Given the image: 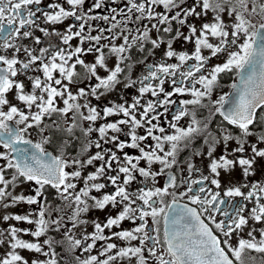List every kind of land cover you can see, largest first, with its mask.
Here are the masks:
<instances>
[{"label": "snow or ice", "instance_id": "1", "mask_svg": "<svg viewBox=\"0 0 264 264\" xmlns=\"http://www.w3.org/2000/svg\"><path fill=\"white\" fill-rule=\"evenodd\" d=\"M85 3L86 0H66L69 6L66 8L61 2L0 0V65H3L0 67V147L5 149L0 152V161L5 162L0 165V208L6 210L22 202L38 206L37 210L27 214L0 216L2 222L13 220L35 225V230L15 225L0 228V245L6 247L0 254V264H29L19 250L40 253L48 258L33 259L31 264H60L57 257H64L55 251L56 246L63 247L69 255L77 250L89 253L85 259L74 256L76 264H114L118 258L131 260L133 257L136 264H149L150 260L153 264H258L257 257L250 253L264 254V227H255L264 224V185L260 182L249 185L246 181L255 174L253 166L257 158L264 159V148L258 146L264 144V131L258 135L255 131V127H264V0H192L191 3L187 0H126L124 8L119 9L124 21L118 33L113 31L121 25L116 19L117 8H112L109 15H89L94 9L101 8L104 0H92L87 11L83 10ZM156 6H162L163 10L157 11ZM68 18H74L78 23L69 25L63 33L52 27ZM189 18L203 22L198 28L195 23H188ZM93 20L116 23H111L107 29L93 28L90 23ZM144 20L155 23H151V28L144 25L143 30L139 26L128 27L129 23L139 25ZM173 21L178 25L175 29ZM181 27H187L189 34L185 35ZM153 29L161 33L156 39L149 35ZM37 31L44 37H59L68 48L59 44L39 48L25 44L24 41L29 39L35 46L42 44ZM92 31L99 34L92 35ZM105 32H109L110 37L104 36ZM173 32L174 35L165 40L163 34ZM181 37L184 41L194 42L191 54L173 49V42ZM74 38L79 39L80 45L87 43L88 47L73 48L69 42ZM118 39L123 41L119 45L115 44ZM102 40L109 42L101 44ZM149 43L150 49L145 47ZM165 43L167 50L163 56L166 60L147 64L146 74L132 79L130 73L134 65L126 63L131 59L126 53L133 49L145 53L144 60L139 61L144 64L153 50ZM105 48L116 58L113 68L107 65ZM204 49L210 50V55H204ZM85 53L99 54L93 63H86L81 58ZM221 55L225 57L224 62L209 70L208 62ZM172 58L179 63H168L167 60ZM188 61L194 62L189 64ZM78 65L83 69V77ZM99 69H104L107 75H98ZM233 71L239 76V84L232 85L233 93L212 100L220 74ZM125 72L129 75L123 76L127 81L124 88L139 85L133 103L109 101L110 106L102 109L91 106L90 98L99 100L114 90ZM19 76H24L25 80L18 79ZM92 78L97 83L90 88L86 85L78 87L75 93L71 90L70 86ZM166 82L171 85L170 91L164 87ZM26 87L30 90L26 91ZM149 93L156 99L142 103L145 94ZM184 94H190L192 99L179 101L168 121V128L173 131L168 133L158 123L159 118L169 112L171 105L177 104L172 99L174 95ZM10 95L12 99H9ZM80 100L84 102L80 103ZM13 101L21 102L28 112ZM61 102L62 107L59 106ZM159 108H163V112H159ZM198 109H206L208 115L199 119ZM217 113L239 133L234 135L223 123L213 129L211 125ZM121 114L123 118L115 122L95 126L98 120ZM184 117H190L187 127L178 126ZM46 119L48 123H45ZM32 129L40 136L37 142L28 138ZM77 129L86 142L75 156L66 158V149L79 140ZM137 129H143L144 134L138 135ZM93 133H98V137L93 139ZM117 134H124L130 142L121 140ZM254 135L256 143H249L248 137ZM54 138L60 140L59 155H52L44 147ZM197 139L203 140L206 152L196 149L193 155L209 158V175L200 173L198 179H193V174L200 169L191 159L186 162V169H182L178 157L184 150L191 149ZM148 141L154 143H146ZM230 141L237 145L231 153L228 152ZM221 143L225 154L214 158L216 147ZM105 144H114L122 157L117 151L105 148ZM245 145L250 148L251 155H235L245 153ZM92 148L97 149L94 154L90 153ZM125 148L138 149L140 155H129L124 152ZM229 155L234 158L229 159ZM97 161L99 166H96ZM141 161H145L147 167L139 166ZM153 164L160 165L159 171L152 170ZM88 166L95 170L83 175ZM237 166L241 168L245 182L227 187L222 195L208 186L220 189V170L231 172ZM166 170L170 171L166 173ZM185 170L187 176L183 174ZM176 171H180L179 177ZM137 174L143 178L144 186L130 190ZM163 175H167L163 187L147 185L149 179L154 184L156 178ZM101 178L104 182H97ZM78 181H82V187L78 188ZM26 182L37 186L35 194L14 195L13 190ZM108 184L114 190L104 192L100 197L91 195L93 191L100 193ZM46 186L56 190L59 204L49 202L44 196ZM181 187L184 190L178 191ZM245 188L249 190L243 191ZM166 197H171L170 203L166 202ZM237 197L239 201L235 200ZM185 198L188 203H181ZM249 204L253 206L249 208ZM109 205L121 210L114 217L109 216L106 223L93 220L92 233H85L81 238L71 235L73 229L88 223L81 219L82 214L90 209L104 210ZM217 215L222 219L218 220ZM161 219L163 239L160 238ZM125 220L140 223L129 230L104 234L105 229L120 227ZM250 220L254 225L247 232L248 238L240 237L236 244L231 243L233 236H239ZM50 230L60 234L61 239L48 236L39 242V238ZM21 233L37 238L38 242L20 238ZM113 237L128 242L129 246L118 247L116 243L108 242L98 255L90 254L97 242L111 241ZM132 241H137L138 246L132 245ZM44 245L48 246L47 251ZM113 250L115 253L110 254ZM65 264H71V261L66 260ZM259 264H264V256L260 257Z\"/></svg>", "mask_w": 264, "mask_h": 264}, {"label": "flooded vegetation", "instance_id": "2", "mask_svg": "<svg viewBox=\"0 0 264 264\" xmlns=\"http://www.w3.org/2000/svg\"><path fill=\"white\" fill-rule=\"evenodd\" d=\"M50 2H61L62 6L68 8L69 6L66 4V0H44V4L50 3ZM92 0H86V3L83 7L84 11H87L88 8L90 7ZM192 0H187V3H191ZM126 3V0H117V2H113V0H104L103 6L99 9H94L93 11H91L89 13V15H98V16H102V15H109L110 14V10L112 8H117L118 12L116 13V19L117 21H121V25L119 27H117L116 29H114V32H119L121 30V27L123 26V21H124V16H122L119 13V9L124 8V4ZM156 10L157 11H162V6H156ZM126 11V10H125ZM199 11V9H198ZM208 19H211V14H209ZM203 21L201 20H195V18H189L188 19V23H195V25L199 28L200 24ZM78 23L74 20V18H68L65 21H63V23L59 24V25H55L52 26L53 28H55L56 30L60 31L61 33L65 32L67 30V27L69 25ZM91 26L93 28H110L111 27V23H116V21H111V23H105L102 20H93L90 22ZM151 23H155V21H151L149 22L148 20H144L141 24L137 25L134 23H129L128 27L129 28H133L135 29L137 26H139L141 28V30H143L144 25H147L149 28H151ZM41 26H45L46 25H41ZM172 26L175 29L176 27H178V25L176 24L175 21L172 22ZM164 27V26H161ZM180 30L185 34L188 35V29L187 27H181ZM86 31H88V28L86 26ZM92 35H97L99 34L98 31H92L91 32ZM126 34V33H125ZM134 35H137L138 33L133 32ZM36 35L41 36L42 38V44L39 46H35L32 44V40H26L24 41L25 44L39 48V47H46L49 44L51 45H57L59 44L61 47L63 48H68L67 45H63L61 43V41L59 40V37L56 36H49V37H44L42 33L40 32H36ZM150 37L152 39H156L158 37V35H161V33H157L156 30H151L149 33ZM165 40L170 38V35H174V32L172 34H163ZM104 36L106 37H110V33L109 32H105ZM108 40H102L101 44H105L108 43ZM123 41L122 39H118L115 41V44L119 45L121 44ZM214 42V41H213ZM73 48L75 46H81L84 48L88 47V44L85 43L83 45L79 44V39L78 38H74L72 41L69 42ZM146 48H151L150 43L145 45ZM173 49L177 52H182V51H186L189 54H191L192 51H194V42H187L184 41L183 38L181 37L178 40H175L173 42ZM68 50H72V49H68ZM167 50V45L162 44L160 48L153 50V54L149 55L147 57V60H145L144 64L139 63V61L144 60L145 57V53H140L138 50L133 49L131 50L129 53H126V55H129L131 57V59L129 61H126V63H132L133 69L130 73L131 78L132 79H138L139 77H141L142 75L146 74V65L149 63H160V62H164L166 60V58L163 56V53ZM103 51L106 54V62L109 68H113L115 66L116 63V58L115 56L111 55L108 53V49H103ZM38 54V52L36 53ZM99 53H85L81 55V58L85 60L86 63H93L95 60L96 55H98ZM203 54L204 55H210V50L208 49H204L203 50ZM22 57V54H19ZM75 59V58H73ZM225 57L223 55L220 56V58H212L209 62H208V69L210 70V68L216 64H220L224 62ZM168 63H179L175 58H172L171 60H167ZM194 61H188V63H193ZM71 63V62H70ZM3 65H0V67H2ZM185 68L187 67V65L184 66ZM78 70H80L81 72V77H83V69L80 68V66H77ZM181 70H184L183 68ZM205 75L207 74L206 72L204 73ZM30 75H36V73H30ZM98 75H100L101 77H105L107 75V73L104 71V69H99L98 71ZM129 75L127 72H125L124 74H122L121 77V83L119 85L116 86V88L114 90H112L111 92L107 93L105 96L101 97L99 100H96L95 98H90L91 99V106H97L98 109H102L104 106H110L109 105V101H114L116 103H123V102H127V104H131L133 103V98L138 96V87L139 85L132 87V88H124V83H126L127 81L125 79H123V76H127ZM199 74H197L198 77ZM41 78L42 74H41ZM18 79L20 80H25L24 76H19ZM177 79H179V77H177ZM65 83H67L65 81ZM95 83H97V81H95V78H92L91 80H85L82 83H78L75 85L70 86L71 90L75 93L76 89L78 87H85L86 85L90 88L91 86H93ZM153 83H156L155 81H153ZM236 83L239 84L238 81V75L236 74L235 71L231 72V73H222L220 74V76L218 77V83L217 85L214 87L213 89V94L211 99L212 100H218L221 96H227L229 94L233 93V88L232 85ZM165 89L167 91L171 90V85L169 82H166L164 85ZM197 87H200L199 85H197ZM30 88L26 87V91H29ZM161 99L163 98L162 94H161ZM9 99H12V96H9ZM148 99H156L151 97L150 93L149 94H145V96L142 99V103H146V101ZM172 99H174L177 104H173L170 106V110L169 112L164 113L160 118L158 123L160 124V126H163L166 128V131L168 133H171L173 130L168 128V121H171L172 119V115L175 112V109L179 103L180 100L182 99H192L190 94H184V95H174L172 97ZM14 103H16L18 106L21 107L22 110H24L26 113L28 112V109L19 101H13ZM80 103H83V100L79 101ZM205 103H207V100L205 101ZM59 106H63L62 102L59 104ZM191 107V106H190ZM225 107H227V104L225 105ZM214 110V109H213ZM33 111H35V108H33ZM159 112H163V108H159L158 109ZM260 110H258L259 112ZM208 115V111L206 109H198L197 110V116L199 119H203L205 116ZM57 118V117H54ZM123 118L122 114L119 116H113V117H107L105 118V120H98L96 122L95 126H99L102 123L105 122H115L118 119ZM139 118V116H138ZM49 121L46 119L45 123H48ZM190 122V117H184L182 118L179 123L178 126L181 127H187L188 123ZM153 123H157V121H153ZM223 123V125L228 128L234 135L239 133V130L236 129L234 126L228 125L226 121H223V118L217 113L213 119V123L211 125V127L213 129L216 128L217 125ZM87 126V125H85ZM22 127V126H21ZM127 131V128L125 127V132ZM255 131L257 133V135L260 133V131H264V127H255ZM112 134V133H110ZM137 134L138 135H142L144 134V130L143 129H137ZM159 134V133H156ZM27 135V134H26ZM76 135L79 136V140L73 141L71 146L69 148L66 149V158H70L71 156H75L78 149L80 148V146L82 144H84L85 138L83 137V135L79 132V130H76ZM120 136L121 140H125L127 139L128 142H130V138H126L124 134H117ZM98 137V133H93L92 134V138L95 139ZM28 138L32 139L33 142H37L40 140V136L37 134V131L35 129L30 130V135L28 136ZM248 141L249 143H256L257 141V137L251 136L248 137ZM146 143H154L151 141H148ZM59 145H60V140L59 138H54L53 142L51 144H47L44 145V147L46 148V150L50 153H52V155H59L60 151H59ZM261 148H264V144H259L258 145ZM105 148H111L114 151H117V154L120 155L122 157V153L115 148L114 144H105L104 145ZM167 147V146H166ZM234 147H237L235 141H230L228 144V152L231 153L232 149ZM246 147V152L245 153H236L235 155L240 156V155H245V156H250L251 155V150L250 148H248L247 145H245ZM199 149L201 151L206 152V147L203 145V140L202 139H197L194 141L192 148L191 149H186L184 150L180 156L178 157V160L180 161L181 164V168L182 169H186V162L191 159V162L193 164L196 165L197 168L200 169V172L198 173H194L193 174V179H198L200 176V173H203L204 175H209V170L207 168L209 161V158L204 155V156H194L193 155V151ZM148 150V149H146ZM5 151V149H3L2 147H0V152ZM95 151H97V149L92 148L90 149V153L94 154ZM124 152L128 153L129 155L132 156H138L140 155L138 149H131V148H125ZM225 154L224 152V145L221 143L219 145H217L216 147V152L214 153V158H218L220 155ZM88 153H85V156H87ZM229 159H233L234 157L232 155L228 156ZM5 162L4 161H0V165H3ZM99 161L96 162V166H99ZM139 166L141 167H147V164L145 161H141ZM113 167H116V165L114 164ZM160 165L159 164H153L152 166V170L153 171H159ZM254 168V175H250L249 177H247V183H249V185L251 183H255V182H260L262 185H264V159H260L257 158V162L256 164L253 166ZM69 171H71L72 169H67ZM95 170V168L93 166H88L84 171H83V175H87L89 172H93ZM12 170H9V172H11ZM170 171V170H166V173ZM221 175L219 177L220 181H221V188L220 189H216L215 186L213 185H208L209 187H211L214 191H220L221 195L223 194V191L226 190L227 187L229 186H238L241 183L245 182V178L242 175V170L239 166H237L234 170H232L231 172H224L222 169L220 170ZM115 174V173H112ZM178 177L180 176V171H176L175 173ZM185 176H187V171L185 170L183 173ZM143 178L140 177L137 174V179L135 181L132 182V184L130 185V190H135L138 187H143L144 183H142ZM97 182H104L103 178H101V180L97 181ZM147 185L149 187L155 186V187H163L166 183H167V175H163V176H158L155 180V183L153 184V181L151 179H149L147 182ZM206 184L208 183L207 181L205 182ZM78 188L83 186L82 181H78ZM37 186L32 183V182H26L23 185H20L18 187H16L13 190V194L17 195V194H24V195H34V189ZM113 186L111 184H108V187L104 190H101L100 193H97L95 191H93L91 193V195H95L97 197H100L104 192H108V191H112ZM184 188L181 187L180 189H178V191H183ZM243 191L247 192L249 189L245 188L242 189ZM170 191H173L172 189H170ZM44 196L47 198V200L49 202H52L54 204H59L60 201L58 200L57 197V193L56 190L51 188L50 186H46L45 192H44ZM166 202H171V197H166ZM235 200L239 201L240 198L237 197L235 198ZM89 203L91 204L92 202L89 201ZM181 203H188L187 198H185L184 200L181 201ZM191 207H197L196 205H190ZM253 205L249 204V208H251ZM37 205H27L26 203H19L13 207H10L8 209H2L0 208V216L5 215V214H27L28 212H32L34 210H37ZM121 210L120 207L117 208H113L111 205L107 206L104 210H99V209H90V211L88 213L82 214L81 219L83 220H87L88 223L87 224H82L80 225L78 228L73 229L71 235H73L75 238H81L83 234L85 233H92L94 231V228L92 226V221L95 220L97 222H100L101 224L106 223L107 218L109 216H115L118 214V212ZM245 215H247V213H245ZM33 219H35L36 217L33 216ZM149 220V224H151V218H147ZM217 219H222V217H220L219 215H217ZM207 222V221H206ZM140 223L139 221L136 222V224ZM136 224H133L131 221L125 220L123 222H121L120 227H116L113 226L112 229H105V235H110L111 232H116V231H120V230H129L132 227H135ZM10 225H15L19 228H29L31 230H35V225H29L26 222H19V221H13L10 220L8 222H2L0 221V228H7ZM254 222L253 221H249V225L247 227L244 228L243 232H241L239 234V236L234 235L231 243L236 244L237 240L240 237H243L245 239H247V232L249 230H251V228L253 227ZM70 226V225H69ZM160 238L163 239V230H164V223H163V219H161L160 222ZM255 227L259 228V227H264V224L261 225H255ZM48 236H52L54 239H61L60 234L52 232L51 230L47 233L46 236L44 237H40L39 238V242L42 243V241L44 239H46ZM20 238L25 239L27 241L30 242H38L37 238L32 237L30 235H25L24 233L20 234ZM257 239H259V236L257 234ZM90 242V241H89ZM108 242H114L118 245V247H127L129 246L128 242L125 241H120L119 239H116L115 237H113V239L111 241H100L97 242L96 247L92 250V252L90 253L91 255H98L100 251L103 250V245H106V243ZM132 245H137L138 246V242L137 241H132L131 242ZM6 250V247L4 245H0V254H3V252ZM44 250L47 251L48 250V246L44 245ZM20 254L23 255L26 259L29 260V264H31V260L33 259H40V260H45L48 259L46 257H44L42 254L40 253H34V252H30L28 250L27 253L25 254L24 250H19ZM55 251L60 253L62 257H64L63 259L61 257H57V259L60 261V264H65L66 260H70L71 264H76L75 260L73 259L74 256L79 255L81 257V259H85L87 258V256L89 255V253H81L79 250L75 251L74 253H72L71 255H69L68 253H66L64 251L63 247L60 246H56ZM116 250H113L112 253L110 254H114ZM252 256H256L257 257V262L259 264L260 261V257L264 256V254L261 253H255L252 252L250 253ZM101 259H104L105 257H100ZM114 264H136V258L133 257L131 258V260H120L119 258L117 259L116 262H114ZM149 264H153V261H149Z\"/></svg>", "mask_w": 264, "mask_h": 264}, {"label": "rangeland", "instance_id": "3", "mask_svg": "<svg viewBox=\"0 0 264 264\" xmlns=\"http://www.w3.org/2000/svg\"><path fill=\"white\" fill-rule=\"evenodd\" d=\"M24 252H25V254L27 253V251H25V250H24Z\"/></svg>", "mask_w": 264, "mask_h": 264}, {"label": "water", "instance_id": "4", "mask_svg": "<svg viewBox=\"0 0 264 264\" xmlns=\"http://www.w3.org/2000/svg\"><path fill=\"white\" fill-rule=\"evenodd\" d=\"M238 81H239V77H238Z\"/></svg>", "mask_w": 264, "mask_h": 264}]
</instances>
